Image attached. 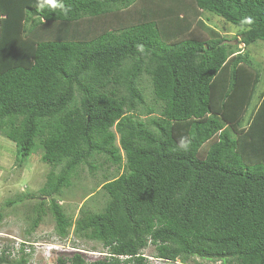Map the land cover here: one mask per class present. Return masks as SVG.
I'll use <instances>...</instances> for the list:
<instances>
[{"label":"trees","instance_id":"1","mask_svg":"<svg viewBox=\"0 0 264 264\" xmlns=\"http://www.w3.org/2000/svg\"><path fill=\"white\" fill-rule=\"evenodd\" d=\"M63 2L66 15L38 0H0V133L17 166L38 141L41 161L59 167L31 231L51 198L59 238L73 226L106 250L57 264H149V246L161 262L264 264L261 67L201 18L240 29L244 47L264 43V0ZM106 163L125 171L102 185V209L73 224L52 198L81 166ZM20 252L10 261L2 251L0 264H28Z\"/></svg>","mask_w":264,"mask_h":264},{"label":"rangeland","instance_id":"2","mask_svg":"<svg viewBox=\"0 0 264 264\" xmlns=\"http://www.w3.org/2000/svg\"><path fill=\"white\" fill-rule=\"evenodd\" d=\"M201 18L227 39L228 43L237 45L238 49L246 52L252 60L260 64L261 78L257 86V97L264 91V43L258 41L249 47H244L239 44L240 29L209 13H203ZM197 31L205 35L202 30ZM249 113L250 111L243 117L242 125L245 128ZM36 146V150L27 158L25 164L19 167L15 155V144L0 133V211L3 213L0 221V253L2 251H5V254L9 253L8 259L16 261L21 255L20 248L23 246V253L29 255L27 256L28 264H57L58 257H66L73 253L81 254L86 260L102 257L106 250L101 244L75 237L73 226L69 229L66 238L61 239L56 235L54 220L48 210L51 198L43 199L45 202L41 222L31 231V223L36 215L34 208L41 201L40 190L48 182L51 172L54 175L59 172V167L53 168L41 161L43 151L38 141ZM121 155L124 158L122 151ZM99 161H102V158ZM124 171L123 166L118 167L110 163L104 164L94 172H90L88 166H81L76 175L71 178V186L62 189V192L52 199L58 201L64 214L74 224L82 211L96 213L102 209L105 204L102 185ZM143 254L149 264H181L179 261L172 263L156 259L152 246L146 248ZM195 262L200 263L199 260H191L187 264H195ZM202 264L219 263L202 261Z\"/></svg>","mask_w":264,"mask_h":264},{"label":"clouds","instance_id":"3","mask_svg":"<svg viewBox=\"0 0 264 264\" xmlns=\"http://www.w3.org/2000/svg\"><path fill=\"white\" fill-rule=\"evenodd\" d=\"M38 7L44 9L45 7L56 10L60 9L65 15L70 11L68 7L65 6L63 0H38ZM244 23L253 24L254 19L251 16L245 17ZM191 141L188 137H181L178 141V148L181 150H188ZM23 248V246H21Z\"/></svg>","mask_w":264,"mask_h":264},{"label":"built area","instance_id":"4","mask_svg":"<svg viewBox=\"0 0 264 264\" xmlns=\"http://www.w3.org/2000/svg\"><path fill=\"white\" fill-rule=\"evenodd\" d=\"M29 250V249H28Z\"/></svg>","mask_w":264,"mask_h":264}]
</instances>
